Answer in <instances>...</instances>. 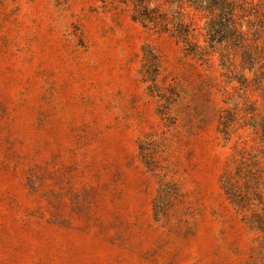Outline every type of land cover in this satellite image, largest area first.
Returning a JSON list of instances; mask_svg holds the SVG:
<instances>
[{"label":"rangeland","instance_id":"rangeland-1","mask_svg":"<svg viewBox=\"0 0 264 264\" xmlns=\"http://www.w3.org/2000/svg\"><path fill=\"white\" fill-rule=\"evenodd\" d=\"M248 1V50L199 60L121 0H0V264H251L221 182L239 151L264 170Z\"/></svg>","mask_w":264,"mask_h":264},{"label":"trees","instance_id":"trees-1","mask_svg":"<svg viewBox=\"0 0 264 264\" xmlns=\"http://www.w3.org/2000/svg\"><path fill=\"white\" fill-rule=\"evenodd\" d=\"M121 2L130 7L133 20L156 33L172 35L182 44L187 55L199 60H206L218 46H226V51L246 52V40L253 24L251 17L255 16L254 11L251 14V6L258 7L248 0ZM195 15L202 20L201 25L196 23ZM255 31L259 29L255 28ZM143 52L141 73L145 82L150 83L149 92L155 95L158 61L147 47ZM233 164L234 170L223 174L222 186L233 207L255 235L251 264H264V170L259 166L258 157L246 151H239Z\"/></svg>","mask_w":264,"mask_h":264}]
</instances>
